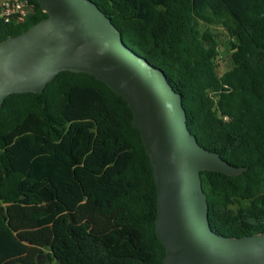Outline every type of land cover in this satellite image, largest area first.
Returning a JSON list of instances; mask_svg holds the SVG:
<instances>
[{"label":"trees","instance_id":"trees-1","mask_svg":"<svg viewBox=\"0 0 264 264\" xmlns=\"http://www.w3.org/2000/svg\"><path fill=\"white\" fill-rule=\"evenodd\" d=\"M181 95L189 132L237 176L201 171L211 230L264 233V0H91ZM0 22V43L47 17ZM228 38V67L217 72ZM156 186L126 101L63 71L0 108V264H163Z\"/></svg>","mask_w":264,"mask_h":264},{"label":"water","instance_id":"water-1","mask_svg":"<svg viewBox=\"0 0 264 264\" xmlns=\"http://www.w3.org/2000/svg\"><path fill=\"white\" fill-rule=\"evenodd\" d=\"M46 18L0 43V108L12 94H41L59 73H85L122 97L139 131L156 186L155 232L163 264H264V233H214L200 172L237 176L201 147L186 124L181 95L164 72L127 47L91 0H36ZM38 264H47L39 255Z\"/></svg>","mask_w":264,"mask_h":264},{"label":"built area","instance_id":"built-area-1","mask_svg":"<svg viewBox=\"0 0 264 264\" xmlns=\"http://www.w3.org/2000/svg\"><path fill=\"white\" fill-rule=\"evenodd\" d=\"M30 10L31 6L27 0H0V22L23 23Z\"/></svg>","mask_w":264,"mask_h":264},{"label":"rangeland","instance_id":"rangeland-1","mask_svg":"<svg viewBox=\"0 0 264 264\" xmlns=\"http://www.w3.org/2000/svg\"><path fill=\"white\" fill-rule=\"evenodd\" d=\"M210 30L213 32V35L215 36L218 44H224V46L221 47V53L223 54L219 56L217 61V72L218 74H222L228 67V54L230 51V45L228 44V38L226 34L220 28L211 27Z\"/></svg>","mask_w":264,"mask_h":264}]
</instances>
